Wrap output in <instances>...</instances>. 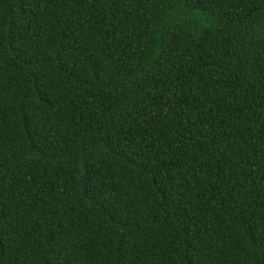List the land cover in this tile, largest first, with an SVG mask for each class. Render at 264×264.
<instances>
[{
	"label": "trees",
	"instance_id": "16d2710c",
	"mask_svg": "<svg viewBox=\"0 0 264 264\" xmlns=\"http://www.w3.org/2000/svg\"><path fill=\"white\" fill-rule=\"evenodd\" d=\"M0 264H264V0H0Z\"/></svg>",
	"mask_w": 264,
	"mask_h": 264
}]
</instances>
